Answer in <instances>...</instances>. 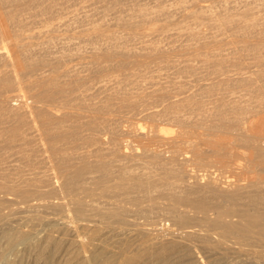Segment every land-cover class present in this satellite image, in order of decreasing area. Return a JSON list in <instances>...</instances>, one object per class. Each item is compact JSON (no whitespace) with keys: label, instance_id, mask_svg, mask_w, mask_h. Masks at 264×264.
Instances as JSON below:
<instances>
[{"label":"bare ground","instance_id":"1","mask_svg":"<svg viewBox=\"0 0 264 264\" xmlns=\"http://www.w3.org/2000/svg\"><path fill=\"white\" fill-rule=\"evenodd\" d=\"M263 118L264 0H0V217L61 264H264Z\"/></svg>","mask_w":264,"mask_h":264},{"label":"rangeland","instance_id":"2","mask_svg":"<svg viewBox=\"0 0 264 264\" xmlns=\"http://www.w3.org/2000/svg\"><path fill=\"white\" fill-rule=\"evenodd\" d=\"M19 91L17 92H14L15 94H19L18 93ZM20 94H22L20 92ZM19 94V95H20ZM264 120V118H263ZM263 128H264V125H262ZM131 137L129 138H126V140L128 141H132V138L130 139ZM224 138V137H222ZM130 139V140H129ZM223 140H226V139H223ZM194 141V139H193ZM209 156V154H207ZM206 155V156H207ZM210 170H217L216 172H219L221 174H224L226 176L229 175V172L226 170V169H223V168H211ZM10 199L12 200V204L11 202L8 203V205H6L4 208L5 209H2V216L0 217V235L6 231L7 229L11 228V227H14V226H18V225H24L25 224V227L23 226V228H25L24 230H30V243L34 244L33 247L31 248H27L25 249L22 245H15L13 246V249L12 251L10 252V254H8V257L9 259L11 258L12 261L9 263V264H58L57 262H59V264H61L62 261H64V259L66 258V256L69 255L70 252L73 251V244H74V240L77 238V235H79V237L81 236V230L79 231H75L76 234H74V230L72 228H69L68 230H64V231H60V232H53L54 235H52V237H54L55 240H58V242H60V249L61 250L60 252L58 251V254H54L53 258L51 257L52 254H47L48 253V249H39L40 247H42L40 244H41V241L43 239V237L46 235L47 233V219H54L55 217H52V216H44L42 213H41V209L36 207L34 208V204L36 203L35 200H28V201H20L18 199H15L13 197H10L8 198V200L10 201ZM14 202V204H13ZM18 203V204H15ZM25 203V204H24ZM11 204V205H9ZM13 205V206H12ZM13 207V209L11 208ZM23 208V209H22ZM7 209V211H6ZM5 210V211H4ZM7 212V213H5ZM41 218V220H39ZM33 219V220H32ZM46 219V220H45ZM43 220V221H42ZM65 221L68 222V225L69 226H73L72 225V222L69 220V219H64ZM11 221V222H10ZM32 221V222H31ZM14 222V223H13ZM35 222V223H34ZM46 222V223H45ZM70 222V224H69ZM32 223V224H31ZM34 223V224H33ZM39 224V225H38ZM32 226V227H31ZM43 227V228H42ZM36 228V229H35ZM34 231H32V230ZM44 230V231H43ZM69 232L71 233V235L69 234ZM52 233V234H53ZM73 235V236H72ZM76 238H74L75 236ZM72 236V237H71ZM154 235H151L149 236V238H152ZM34 237V238H33ZM65 237V238H64ZM2 241V235H1V238H0ZM63 239V240H62ZM66 241H65V240ZM37 241L40 243H36L33 241ZM73 240V241H72ZM69 242V243H68ZM72 242V243H71ZM36 243V244H35ZM39 244V247L38 245ZM62 244V245H61ZM70 244V245H68ZM37 247V248H36ZM109 249L111 250H114V248L112 247H109ZM234 249V250H232ZM232 249H228V250H218L217 253L219 255V253H221L223 256H218L219 260L217 259V263H212V264H242L241 261H239L240 259H238V255H240L241 251H240V248L239 247H233ZM238 249V250H236ZM22 250V251H21ZM27 250V251H26ZM37 250V251H36ZM39 250H42V252H38ZM44 250V251H43ZM46 250V252H45ZM70 250V251H69ZM26 251V253H25ZM36 251V252H35ZM65 251V253L63 252ZM199 252V254L201 255V252L199 250H196ZM23 252V253H21ZM30 252V253H29ZM228 252V254H227ZM236 252V253H235ZM24 253L26 255H24ZM29 253V254H28ZM39 253V254H38ZM44 253V254H43ZM20 256H19V255ZM72 254V253H71ZM227 254V255H226ZM237 254V256L235 255ZM64 255V256H63ZM203 255V254H202ZM11 256V257H10ZM24 256V257H23ZM29 256V257H28ZM28 259H27V258ZM33 257V258H32ZM35 257V258H34ZM64 257V258H63ZM236 257H238L236 259ZM32 258V259H31ZM26 259V260H25ZM31 259V260H30ZM28 260V261H27ZM14 261V262H13ZM35 261V262H34ZM220 262V263H219ZM211 264L210 262H207L205 259H204V264ZM0 264H8V263H5V262H2L0 260ZM68 264H72V261H70V263ZM244 264V263H243Z\"/></svg>","mask_w":264,"mask_h":264}]
</instances>
